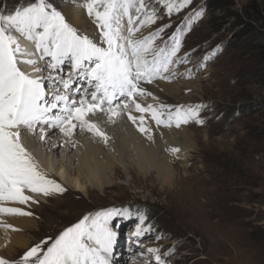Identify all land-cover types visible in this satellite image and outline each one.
<instances>
[{
  "label": "rangeland",
  "instance_id": "obj_1",
  "mask_svg": "<svg viewBox=\"0 0 264 264\" xmlns=\"http://www.w3.org/2000/svg\"><path fill=\"white\" fill-rule=\"evenodd\" d=\"M74 1L52 0L63 15L67 6L74 7ZM232 1L235 7L213 10L208 0H194L193 5L170 18L158 7L162 18L137 33V37L147 36L160 26L171 24L164 33L167 39L192 8L204 9L202 18L183 38L180 55L190 53V62L176 69L171 82L155 81L180 89L178 100L165 95L163 103L205 106L198 117L202 124L193 121L184 125L195 148L186 167L175 161L178 183L168 189L161 187L154 174L143 179L131 147L129 165L88 134L91 145H99L115 157L119 172L114 175V187L85 196L55 179L63 187L62 193H53L46 197L47 203L28 208L31 215H15L29 220L35 228L13 231L15 227L0 226V240L13 233L21 235L24 243L9 247L1 241L0 258L18 259L30 247L55 238L84 215L115 207L131 209L132 215L118 216L111 222L114 244L119 249V257L112 264H155L148 248H158L162 257L174 249L172 255L163 257L167 264H264V46H260L264 42V0ZM24 3L26 0H0V12ZM245 6L251 17L245 20L247 25L242 31L239 16ZM79 9L85 14L87 25L77 30L96 36V25L84 9ZM214 49L216 55L211 56ZM205 56L210 59L201 67ZM189 69L191 77L187 75ZM129 107L133 111L134 106ZM113 127L105 123L103 128L112 131ZM60 138H64L60 132L49 136L52 143ZM44 152L55 164L62 161L73 172L81 163L76 157L83 154L60 145L57 150ZM86 164L92 166L93 161ZM39 170L43 168L40 166ZM20 209L24 210L23 205ZM140 215L146 216L144 225L150 226L151 231L138 238L135 232L140 226ZM158 236L162 238L157 239ZM126 259L129 262H124Z\"/></svg>",
  "mask_w": 264,
  "mask_h": 264
},
{
  "label": "snow or ice",
  "instance_id": "obj_2",
  "mask_svg": "<svg viewBox=\"0 0 264 264\" xmlns=\"http://www.w3.org/2000/svg\"><path fill=\"white\" fill-rule=\"evenodd\" d=\"M193 3L194 0H76L74 7L84 9L96 25L98 32L93 37L69 23L52 0H26L23 5L0 12V214L31 215L4 205L36 203L26 194L29 192L47 197L64 191L39 170L23 143L24 133L35 136L38 131L39 139L44 141L49 129H58L70 138L78 128L107 145L108 135L90 119L98 113L109 123L126 114L152 142L153 130L147 125L146 115L157 131L179 129L193 121L203 123L198 117L204 105L163 103L145 85L157 80L171 82L176 69L190 62V53L180 55L183 38L202 18L204 9L192 8L167 39L164 33L171 24L137 37L142 28L162 18L158 7L170 18ZM21 39L34 50L23 46ZM158 40L162 42L157 44ZM215 55L216 49L211 53ZM208 59L205 56L200 66L205 67ZM191 74L189 69L187 75ZM149 97L155 103L141 102ZM130 104L139 116L133 115ZM166 151L176 156L180 149L169 147ZM131 215V209L115 207L86 214L55 238L33 245L18 259L0 258V264H112L115 233L111 222L118 216ZM138 218L140 226L135 235L139 238L151 227L144 225L146 216ZM173 251L168 250L163 257ZM147 253L155 264H167L158 248H148Z\"/></svg>",
  "mask_w": 264,
  "mask_h": 264
},
{
  "label": "bare ground",
  "instance_id": "obj_3",
  "mask_svg": "<svg viewBox=\"0 0 264 264\" xmlns=\"http://www.w3.org/2000/svg\"><path fill=\"white\" fill-rule=\"evenodd\" d=\"M63 11L67 21L75 28L82 30L85 28L87 24L84 18L85 14L82 15V10L76 7L74 8L67 6V8ZM21 43L23 46L34 50V47L28 41L21 39ZM65 67L66 76L68 66L65 65L64 68ZM25 70L31 71L30 68H26ZM73 87L76 86L73 85ZM145 87L153 92L162 102L165 99V95L171 96L174 100L179 99V87L174 88L172 85L161 84L157 82L145 85ZM141 102L155 103L151 97L147 98V100H142ZM133 112H135L134 109ZM134 115L139 116L140 114L135 113ZM90 119L92 122L97 123L108 135V141L110 142H108L107 145H105L99 137H95L93 134L87 131H80L78 128L74 131L70 138L65 137L62 133H60L64 136V138H60L53 143L50 142L49 136H55V134H58L59 132L57 133V129L47 130V136L44 141H41L39 139V135L37 134L32 136L28 133H24L23 135V143L25 147L33 155L35 161L39 164V168L40 166L43 168V170L40 171H42L48 178L52 180H57L59 178V180L63 183V186H70L74 191L82 192L85 196L91 191L104 193L105 190L114 187V175L119 172V169L117 168L118 164L115 162V157L112 156L111 153H106L103 151L99 145H91L88 134H91L92 137H95L97 140H99L103 145L106 146V149L112 151L114 150V154L121 158L122 163L129 162V165H131V153H135L138 158L135 166L141 173L143 179L147 180L148 178H152L154 174L161 187H167L168 189L173 188L174 184L176 182L178 183L179 180L177 168L175 167V161H178L180 165L186 167L185 165L187 163V158L195 148L193 138L190 136L189 131L184 127V125H182L179 129L175 127L172 129H162L161 131L163 132V136H161V131L156 130L155 123L151 120L150 116L146 115L147 125L153 130L152 135L155 142H152L137 130L136 125L127 119L126 114L123 117L117 118L115 123L106 122V117L102 113H98L96 116L90 117ZM105 123L114 125L115 128L113 127L112 131H110V129H105L103 128ZM75 136L78 138L75 139ZM82 137L84 138L83 141ZM59 145L60 148L68 146V148L72 150L76 149L78 152H80V154L81 151H83V154L80 156H77L79 154L76 155V158L81 162L80 167L76 170V172H73L67 168V166L64 165L62 161L55 164V162L52 160V157L44 152L47 150L49 151L52 148L57 150ZM154 146H158V148H154ZM129 147L132 148L131 153L128 150ZM169 147H177L180 149V151L176 154V156H172L168 151H166V149ZM88 160L93 161L92 166H88L86 164ZM134 171L135 169L132 170V172ZM84 180L85 182H83ZM26 194L37 202L32 203L29 201L28 204L23 205V211L28 210V208L36 207V205H39V202H48L47 198L43 195L30 192ZM4 206L17 208L22 207L21 204L16 203H7ZM3 224L15 227L14 229L20 231H27L35 228V225H33V223L27 219H21L20 217L16 218L15 215L0 214V225ZM1 230L3 229H0V231ZM1 241H4L2 244L5 243L9 247H13V245L22 246L24 244L21 235L13 233H7L6 238L4 240H0V242ZM117 251H119V249H117L114 244L112 262L115 263L119 257ZM124 262L129 261L126 259Z\"/></svg>",
  "mask_w": 264,
  "mask_h": 264
},
{
  "label": "trees",
  "instance_id": "obj_4",
  "mask_svg": "<svg viewBox=\"0 0 264 264\" xmlns=\"http://www.w3.org/2000/svg\"><path fill=\"white\" fill-rule=\"evenodd\" d=\"M208 1L211 4L213 10L214 9L223 10L226 8L235 7L232 0H208ZM250 8L252 11L254 10V7L252 5ZM241 13L242 14L239 16V18H240V24L242 25L241 30L243 31L244 27L247 25V22L245 20H247V17L250 18L251 16L247 14V6L243 8V11ZM263 38H264V34H263ZM260 46H264V42L260 43Z\"/></svg>",
  "mask_w": 264,
  "mask_h": 264
}]
</instances>
